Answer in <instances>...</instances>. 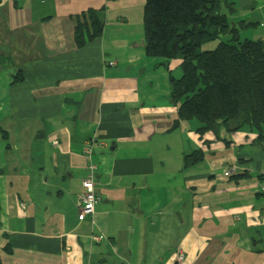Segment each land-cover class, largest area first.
Returning a JSON list of instances; mask_svg holds the SVG:
<instances>
[{
	"label": "crops",
	"instance_id": "obj_1",
	"mask_svg": "<svg viewBox=\"0 0 264 264\" xmlns=\"http://www.w3.org/2000/svg\"><path fill=\"white\" fill-rule=\"evenodd\" d=\"M144 2L0 0V57L23 76L11 84L0 66L1 264H264V194L252 178L264 176V144L248 128H220L228 146L211 134L201 144L194 120L169 129L176 107L161 59L143 50ZM102 6L101 35L77 47L70 15ZM220 7L230 23L250 22L239 40L264 39V0ZM88 141L99 199L79 220ZM229 163L253 176L224 178Z\"/></svg>",
	"mask_w": 264,
	"mask_h": 264
},
{
	"label": "trees",
	"instance_id": "obj_2",
	"mask_svg": "<svg viewBox=\"0 0 264 264\" xmlns=\"http://www.w3.org/2000/svg\"><path fill=\"white\" fill-rule=\"evenodd\" d=\"M104 9L87 8L70 15L77 47L101 35ZM249 23H230L221 12L220 0H145L141 12L143 50L147 57L161 59L159 64L168 76V100L177 115L169 129L183 120H194L201 144L206 145L209 140H203L204 136L211 134L228 146L231 141L219 137L220 128L228 133L248 128L263 147L264 39L239 40V33ZM210 41H216L214 48H201ZM174 59L178 63L172 68L169 62ZM0 66L10 68L11 84L23 79L21 69L12 70L8 57H0ZM1 137L5 140L7 133L1 132ZM202 156V149L194 150L183 156V164L188 167ZM251 176L243 172L229 179L237 183ZM255 176L258 192L264 194V176ZM7 245L3 250L10 252Z\"/></svg>",
	"mask_w": 264,
	"mask_h": 264
},
{
	"label": "built area",
	"instance_id": "obj_3",
	"mask_svg": "<svg viewBox=\"0 0 264 264\" xmlns=\"http://www.w3.org/2000/svg\"><path fill=\"white\" fill-rule=\"evenodd\" d=\"M56 142V140L52 141L53 144H57ZM94 145V141H88L82 145V155L88 161L89 172L81 181L82 190L77 196V217L79 220L93 216L95 205L99 199L95 192V184L92 176L95 169V164L91 162L92 148ZM234 173L235 168L232 163L226 164V167L222 170V176L226 179ZM90 238L92 241H98L100 236L90 235ZM183 254V250L178 249L176 252V260H181L183 258Z\"/></svg>",
	"mask_w": 264,
	"mask_h": 264
},
{
	"label": "rangeland",
	"instance_id": "obj_4",
	"mask_svg": "<svg viewBox=\"0 0 264 264\" xmlns=\"http://www.w3.org/2000/svg\"><path fill=\"white\" fill-rule=\"evenodd\" d=\"M260 27H261V25H259L258 29H259ZM215 45H216V41H210V42H208V43H205L201 48H202V49H206V48H208V47H210V48H214ZM171 61H172V60H171ZM176 71L179 72V70L177 69V70L174 71V73H176Z\"/></svg>",
	"mask_w": 264,
	"mask_h": 264
}]
</instances>
